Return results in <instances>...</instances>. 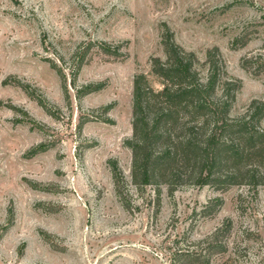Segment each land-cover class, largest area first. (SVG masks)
<instances>
[{
	"label": "rangeland",
	"instance_id": "rangeland-1",
	"mask_svg": "<svg viewBox=\"0 0 264 264\" xmlns=\"http://www.w3.org/2000/svg\"><path fill=\"white\" fill-rule=\"evenodd\" d=\"M165 28L202 81L216 52L217 93L240 85L232 117L264 100V71L243 65L264 59V0H0V264H172L226 228L227 250L264 262V185L130 183L132 80L165 58Z\"/></svg>",
	"mask_w": 264,
	"mask_h": 264
},
{
	"label": "trees",
	"instance_id": "trees-1",
	"mask_svg": "<svg viewBox=\"0 0 264 264\" xmlns=\"http://www.w3.org/2000/svg\"><path fill=\"white\" fill-rule=\"evenodd\" d=\"M244 38L238 40L240 45L249 39ZM161 42L165 58L151 59L150 74L137 73L132 80L131 135L124 144L131 154L130 183L135 190L153 186L159 198L162 187L172 195L186 185L220 191L264 185V100H251L232 117L240 85L223 82L217 93L222 66L216 52H207L208 76L202 81L194 54L181 48L168 28ZM243 65L257 74L264 71V59L258 56L245 58ZM111 178L116 197L128 210L126 182L115 163ZM221 203L219 198L212 202L216 209ZM227 233L228 228L220 230L199 249L177 251L172 264H213L214 257L218 258L214 264H252L246 260L245 246L235 243L227 250L221 244ZM248 236L246 232L243 239Z\"/></svg>",
	"mask_w": 264,
	"mask_h": 264
}]
</instances>
